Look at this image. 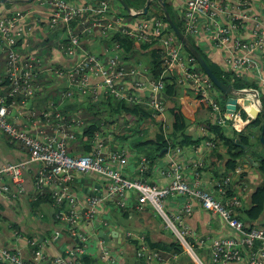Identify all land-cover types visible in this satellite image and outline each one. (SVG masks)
<instances>
[{"label": "built area", "instance_id": "2783aa9c", "mask_svg": "<svg viewBox=\"0 0 264 264\" xmlns=\"http://www.w3.org/2000/svg\"><path fill=\"white\" fill-rule=\"evenodd\" d=\"M164 1L178 12L189 36L203 47L208 45L212 53L222 54L225 75L247 81L248 75L264 66V0L258 4L255 0ZM34 2L37 8L45 7L42 15L35 9L21 11L15 2L0 14L4 72L0 74V132L28 154L27 159L0 166V197L23 196L25 173L35 164L36 198L50 195L53 206L58 209L54 219L63 227L56 228L52 237L28 236L29 252L17 245H6L0 233V263L86 264L84 255L91 258L93 250L97 262L124 264L115 255L114 247L99 236L110 224L102 218L103 213L117 208L152 210L184 249L181 253L162 252L150 247L146 237L141 236L137 238L136 254L143 264H264V228L255 223L257 220L243 219L245 202L239 194L249 188L251 162L248 158H243V163L231 173L208 177L198 170L205 154L199 155V161L192 158L193 152L202 153L200 147L189 151L176 148L162 159L163 167L158 170L162 178L170 181L167 185L160 186L146 178L150 163L146 156L141 158L136 178H129L125 174V168L131 164L128 153L117 143L113 148L108 145L111 134L128 122V116L124 115L104 119L102 124L111 121L112 128L109 130L103 125L105 131L94 135L89 151L82 154L69 151L85 126L83 111H73L69 105L81 98L88 99L90 93L94 94V103L126 102L162 116L167 111L168 82L190 90L199 107L206 105L210 109L211 125L240 133L255 119L253 111L259 114L263 111L261 89L235 90L232 96L238 99L237 109L231 110L233 105L228 103L223 106L219 102L221 93L210 77L198 70L196 58L185 53L162 6L151 19L144 14V9L131 10L130 15L136 19L130 21L120 15L118 7L110 5V0ZM74 17L78 19L76 24ZM42 27L65 28L58 34L60 37L66 34L67 42L49 51L41 44L30 42L37 38L36 33ZM116 34L140 46L162 47L164 53L158 54L162 61L161 74L156 76L154 69L136 64L119 42L103 44ZM84 39L91 40L92 44L98 41L99 50L94 51L92 47L86 50ZM51 95L53 98L42 112L32 107ZM186 106L185 114L192 109L189 102ZM65 109L68 114L62 113ZM202 133L208 132L205 129ZM214 147L213 141H207L204 151L211 152ZM80 175L97 176L102 180L101 187L94 186L91 194H85L82 187L77 184L78 189L75 185ZM7 177L11 185L4 182ZM176 197H184L186 201L169 212L168 204ZM197 204L214 215L230 235L224 238H217L212 232L198 235L187 221ZM88 227L90 230L86 231ZM11 230L15 238H25L21 229ZM64 235L69 243L62 248V253L49 254L47 246ZM128 237L134 239L131 233Z\"/></svg>", "mask_w": 264, "mask_h": 264}, {"label": "crops", "instance_id": "0c3cea01", "mask_svg": "<svg viewBox=\"0 0 264 264\" xmlns=\"http://www.w3.org/2000/svg\"><path fill=\"white\" fill-rule=\"evenodd\" d=\"M150 0H146V5ZM187 1V0H183ZM25 2H20L16 3L17 8L20 9L21 11L28 10V9H35L36 12L39 15H42V13L45 11V7L42 8H37L36 4L34 5H27L24 4ZM156 4L155 7H152L149 9V11L146 13L147 18L151 19L154 18L158 15L159 8L161 6L160 0H156L153 2V4ZM125 5V3H124ZM6 6H0V14L5 13ZM175 11V10H174ZM176 12V11H175ZM43 15L42 17H44ZM37 38H32L30 42H34L37 44H40L41 40L49 36V31L46 29L43 31L42 29L40 32H37ZM84 47L86 50H90L91 47L94 51L99 50L96 46L97 44H92L91 40L89 39H84ZM204 40V38H203ZM134 42V41H133ZM209 43V42H208ZM104 44V42H103ZM105 45V44H104ZM136 50H135V56L129 55L132 59H134L136 62H143L145 64H150L153 62L155 54H160L162 55L164 53V49L162 47H154L150 46L149 47H144L142 49L140 45L135 44ZM208 47V54L209 57L215 62L216 65L218 66H223V58L221 53H212L209 46ZM63 62V60H61ZM255 63H258V61H254ZM2 71V56L0 55V72ZM247 81L249 80H254V79H259L262 82H264V66L258 67V69L253 72V75H248ZM241 81V80H238ZM237 81V82H238ZM176 104L179 105L180 109L183 112L184 107L187 105V102L192 104V109H188L186 111L185 118L188 119L189 121V127L188 131L189 133L192 134L195 138H201V139H206L207 135L199 132L197 127L198 126H204L206 121L209 118V112L205 110L203 107H199L196 104V100L193 97L192 94L186 92L185 95L180 92L177 96H175ZM87 100H79V104H87ZM37 105L33 106V108L37 112H42L43 106L42 103L37 101ZM75 103V102H73ZM169 103V102H168ZM72 104V103H71ZM70 106V105H69ZM73 108V107H72ZM187 108V106H186ZM111 109H103L101 113H99L97 119H101L100 125H106L107 128L110 130L112 128L111 121L102 124L104 122V119L110 116ZM86 114V111H85ZM83 115V114H82ZM173 115V114H172ZM130 119V117H128ZM87 122L90 120V117L88 118L86 116ZM108 121V119H106ZM134 121V120H133ZM133 125H135V128H138L139 130H146L147 133L145 135V140H152L156 137L155 136H149V129L151 128L150 122L147 120L144 122H137L134 121ZM103 128V127H102ZM100 130V129H98ZM121 130V129H120ZM135 130V129H134ZM193 132H196L194 134ZM124 132L118 131L114 133V135L111 134V139L113 140L114 137H119L122 139L124 137ZM230 135L233 136V133H229ZM131 137L136 138L139 137L138 134L134 133ZM139 139V138H138ZM132 140V139H131ZM205 141H201L200 144L197 146L200 147L202 153H194L192 156H199V155H204L205 162L211 160V155L212 153L210 151H204L205 149ZM90 144V138L89 136H85L83 140H79L75 144L71 146V149L73 153L77 154H82L80 153L81 150L86 151V146ZM111 147L113 148V142ZM147 149H144L145 154L142 155H137L136 152H138V148L135 146V142L132 141V143L129 144V148L132 152V158L130 159L131 164L129 167L125 168V174L129 178H136L138 175L137 173V168L141 164V158L145 157L147 153H150L152 150V145H147ZM90 148V147H88ZM142 147L141 149H143ZM223 150L226 151V148L222 146ZM89 150V149H88ZM250 156H247L249 158H252V154L250 153ZM210 157V158H209ZM28 154L23 148H19L16 144L12 143L11 140L8 138L6 139L3 136H0V165L8 162H18L19 160L27 159ZM158 158V157H157ZM155 159V162H152V159L149 158L150 163L148 164L149 166V172L146 176V178L151 181L152 183L159 184L160 186H165L167 185L170 181L165 180L158 174L159 168L163 167V162L162 159ZM194 159H197L196 157H193ZM254 161V160H253ZM243 163V161H242ZM255 163V162H254ZM147 164V163H146ZM256 166L252 164V169H250L248 173V179H250L249 182V188L248 190L244 191L243 193H239L242 195V199L245 202V207L244 211L250 209L252 207V196L253 193L257 190V188L262 184L264 181V177L262 174L256 171ZM35 171H36V165L32 164L30 169L27 171L25 175V193L22 197L15 199L12 198L11 195L8 196H2L0 197V233L2 237L4 238V243L6 245H11V246H20L24 249L25 252H29L28 248V243L27 239L28 236H39V238H45L47 232L49 229L53 228L51 227L53 224L55 225L57 221L54 219L53 214H54V206L53 204L50 206H42L37 209H34L32 207V203L36 200L37 192L36 188L34 185V177H35ZM252 171V173H251ZM256 173V174H255ZM5 183H9L10 179L7 177L4 180ZM102 185V180L98 178L97 176L93 177L91 179L90 183H87V185L82 187V190L87 189L89 190L90 193H92V188L94 186L101 187ZM89 192L87 194H89ZM86 194V193H85ZM238 194V193H237ZM186 201V198L184 197H176L175 199L170 200L168 206L171 208V211H175L179 206L182 205L183 202ZM197 209L196 211L190 215L187 219L188 223L190 226L196 231L198 235H202L208 232H212L215 236H219L220 232L222 231V226L220 224V221H217V218L208 213L203 211L199 205H196ZM111 209V208H109ZM105 211L103 213L102 218H106L110 224L109 227L105 228V233L109 236L107 239H105L111 246L114 247L115 245H120L122 246L121 251L119 252L120 255H118L120 258H123V263L124 264H143L144 261L139 259L137 257V249H138V240L137 238L141 236H145L147 240V244L156 249H162V250H168L171 249L173 244L175 243V237L169 232L168 230L164 229V224L163 221L158 219V216L150 209H145L142 212H139L135 209L131 210H119V209H113L111 211ZM114 210L119 211L120 218L119 221L111 219V215L108 216V214H112ZM243 211V213H244ZM46 216H50L51 223L49 224H43L40 225L39 228L35 225L38 220L45 219ZM244 218V215H243ZM245 219V218H244ZM258 226H261L264 228V215L258 219L255 222ZM13 225H18L20 226L22 232L24 233L25 238L24 239H17L14 236V232L11 230L13 228ZM38 228V229H37ZM58 228V227H57ZM86 231L90 230L88 227L85 228ZM35 232V233H34ZM128 233H131L132 236H134V239L131 240L128 237ZM45 235V236H44ZM66 243H69V240L67 237L64 235L59 241L54 242V244H49L47 246V251L49 254L55 256L60 253H62V248L65 246ZM184 257V260L187 259L186 256ZM95 261V263H94ZM91 261L90 263L92 264H103L101 261L97 262L96 257Z\"/></svg>", "mask_w": 264, "mask_h": 264}, {"label": "trees", "instance_id": "16d2710c", "mask_svg": "<svg viewBox=\"0 0 264 264\" xmlns=\"http://www.w3.org/2000/svg\"><path fill=\"white\" fill-rule=\"evenodd\" d=\"M12 1H18V0H12ZM141 0H110V5L118 8H123L122 7V2L125 3L128 7L132 9L139 10L144 7V4L146 3V0H144L143 6H139ZM12 3L8 2L7 7L10 8ZM30 5V4H28ZM167 5V12L169 13L171 19L175 23V25L181 30L184 31L182 22L179 19V14L178 12H175L172 10V7L168 2H166ZM94 7H97L94 4ZM138 8V9H137ZM124 9V8H123ZM127 12V11H126ZM123 10V15L126 16V13ZM188 39L190 40L192 46L194 49H196L201 56L207 61L209 67L211 68L212 72L216 75V77L219 80H222L225 83H230L232 78L230 75H225L226 74L220 66L216 65L215 63L211 62V59L208 54V47L204 48L201 47V45L194 40L191 36L188 35ZM108 43H104L106 45H111V43L114 42H119L125 47V54L127 56L133 55L135 56V50L136 46L134 45V42L127 38L124 37L120 34H116L115 36L110 37L107 39ZM144 47H149V45L144 44ZM141 47L144 49V47ZM185 53L190 54V51L186 50L184 48ZM162 61L161 58H159V55L156 53L153 59V62H151V69H154V74L158 76L162 72ZM153 66V68H152ZM198 66V70L202 71V67ZM0 74H4L3 71L0 72ZM225 77V78H224ZM1 78V75H0ZM243 81V79H241ZM238 81V80H237ZM237 81L234 82V87L235 88H244V86H241L240 83ZM246 82V81H245ZM248 83V82H247ZM252 83V82H250ZM243 84V82L241 83ZM5 85V84H4ZM250 88H256L259 89V87L255 86H247ZM178 88L176 85H171L170 83H166V93H167V99L169 102V109L171 113L174 115V124H173V129L172 133L170 134V139L169 141H166L164 138V134L160 133L157 134L156 137L152 140H145V135L147 133L146 130H139L138 128H135L133 126L132 128H126L123 127L120 131L124 132L127 136V133L129 135H134V133L139 135V139L136 138L135 146L138 148V150L142 153H145L142 147H146L147 145H152V151L150 153L146 154V157L149 159H152V162H155L156 158H162L165 155V152H162L163 150H167L171 147L181 145V147H191L192 144H200L203 139L201 138H194L191 136V134L188 131L189 127V121L184 117V112L180 113L179 112V105L176 104L175 96L177 94ZM58 95V94H56ZM75 100H78L77 94H75ZM94 94L90 93L88 96V99H80V100H87V104L85 106V111H86V116L89 118V124L86 126V136H89L90 138L95 134V132L100 128V121L101 119H97L99 113L101 111L107 108H111L110 116H114L115 114H121V113H128L130 116V119L132 120H137V122L141 123L146 121L147 119H151L152 121H155V118L152 116V114L148 111H144L141 107L138 106H130L126 103H121V102H115L113 100H110V104L105 108V103H94L93 101ZM70 108L73 107L74 110H80L81 105L79 102L75 101V104H70ZM255 125V126H261L262 125V120L261 117L252 120L251 123L248 125ZM247 127V128H248ZM246 128V129H247ZM135 129V130H134ZM208 129L213 133L214 135V140L216 142V148L214 149L212 155H211V162L210 166L208 168L209 171H212L213 173L217 174L221 172L222 170H225L226 173L233 172L234 169H236L239 164H240V159H242L245 156H251V154L255 155L253 158L254 162H258V165L256 168L260 171L262 176L264 177V151H259V148L254 147L252 145V135L247 134L245 130L242 133H234L233 136H229L226 134L225 130H222L221 128H218L216 126H211L208 124ZM261 139V134L258 137V142L260 146H262V143L260 141ZM171 142V145H170ZM222 146L226 148V151L223 150ZM86 150H90V144L86 146ZM88 150V151H89ZM78 180L76 181L75 185L77 186ZM80 185V184H79ZM87 184L80 185V187H83ZM78 188V186H77ZM79 189V188H78ZM54 204L53 200L51 199L50 195H38L36 200L31 204L32 207L35 209L42 207V206H50ZM58 209L54 207V213H57ZM55 215V214H54ZM244 215V220L247 221H254L260 219L264 215V181L262 184L257 188L255 193H253L252 196V207L243 213ZM13 228H20L18 225H13ZM174 247L168 250H162V252H170L172 250H175L179 253L183 252L184 249L181 246L180 243H178L175 240V243L173 244ZM84 261L86 264H92L90 263L91 258H84ZM2 264V263H0Z\"/></svg>", "mask_w": 264, "mask_h": 264}, {"label": "clouds", "instance_id": "9594fccd", "mask_svg": "<svg viewBox=\"0 0 264 264\" xmlns=\"http://www.w3.org/2000/svg\"><path fill=\"white\" fill-rule=\"evenodd\" d=\"M154 1H156V0H150V5H149V9L152 7V5H153V2ZM8 2H10V3H12L13 4V2H15V3H20V2H25L24 4H30V5H34L35 4V2H34V0L32 1V2H30V0L29 1H26V0H18V1H12V0H8L7 1V3ZM160 3H161V6L164 8V10H165V12H166V16H165V18H166V20H167V22H168V19H170V20H172L171 19V17H170V15H169V13L167 12V5H164V3L166 4V2L164 1V0H160ZM5 4V3H4ZM126 5V4H125ZM125 5H124V3L122 2V7L124 8H119V11H120V15L122 16V17H124V18H127L126 16H124L123 15V10L127 13V15H129V16H131L130 15V12H131V10H136V9H132V8H130L129 7V9H126L125 8ZM146 6V4H144V7ZM7 7V6H6ZM144 7L143 8H141V9H144ZM171 7H172V5H171ZM11 8V7H10ZM173 8V7H172ZM6 9H9L8 7L6 8ZM6 9H5V12H6ZM32 9V8H31ZM149 9H148V11H149ZM174 9V8H173ZM36 11V10H35ZM1 14H3V13H1ZM145 14V13H144ZM167 14H168V16H167ZM145 15H147V14H145ZM132 17V16H131ZM128 19V18H127ZM173 21V20H172ZM169 23V22H168ZM183 26V25H182ZM170 27L172 28V26L170 25ZM43 31H45L46 30V28H41ZM65 28H63V29H56V30H51L50 28H47V30L49 31V36H47L46 38H44V39H42L41 40V42H40V44H41V46L44 48V49H46L47 51H49V50H55V49H58V47H59V43L61 44V43H66L67 42V35L66 34H63L61 37L59 36V34H58V31L59 30H64ZM183 29H184V27H183ZM172 30L175 32V30L172 28ZM181 31V30H180ZM183 32V34L185 35V37H186V39H188V34L185 32V29H184V31H182ZM176 33V32H175ZM177 34V33H176ZM65 36H66V38H65ZM123 36V35H122ZM178 36V35H177ZM125 37V36H124ZM193 38V37H192ZM59 40V42H55V40ZM194 39V38H193ZM189 40V39H188ZM195 40V39H194ZM181 41V40H180ZM190 41V40H189ZM182 42V41H181ZM191 43V42H190ZM206 43V42H205ZM183 44V43H182ZM183 46H184V44H183ZM191 46H192V44H191ZM193 47V46H192ZM201 47H203V46H201ZM184 48L186 49V50H188L185 46H184ZM194 48V47H193ZM204 48H206V46L204 47ZM188 51H190V50H188ZM190 53H191V51H190ZM192 54V53H191ZM159 58H160V56H159ZM136 64H138V63H142V64H144L145 66H147L148 68H150V66H151V63L150 64H145V63H143V62H139V61H137V62H135ZM197 63L199 64V62L197 61ZM152 68H153V66H152ZM220 68L222 69V67L220 66ZM151 69V68H150ZM203 70V69H202ZM203 72H205L204 70H203ZM206 73V72H205ZM207 74V73H206ZM224 76H225V74H224ZM211 79V78H210ZM212 80V79H211ZM237 80H241V79H233L232 78V80H231V82L230 83H225V84H227V85H232L233 86V88H234V90H238V89H241V88H235L234 87V82L235 81H237ZM243 81H245L244 79H243ZM215 84V83H214ZM216 85V84H215ZM216 87H217V89L219 90V92L221 93V95H220V98H219V102L223 105V106H225V104L227 103V101H226V103H224V101H222L223 100V98H224V96H226L219 88H218V86L216 85ZM245 88V87H244ZM188 92V93H190V94H192L193 95V93L190 91V90H186V89H184V88H178V91H177V94H176V96L180 93V92H182V94L183 95H185V93L186 92ZM193 97H194V95H193ZM229 97H233V96H226V99L228 100L229 99ZM51 98H53L52 97V95L50 96V97H47V98H45L44 100H42L41 101V103H42V106L44 107L45 105H46V103L47 102H49V100L51 99ZM115 102H117V101H114V103ZM121 103H126V102H121ZM166 104H167V111H166V113L164 114V115H162V116H157L154 112H152V111H150V110H145V109H143L144 111H148V112H150L151 114H152V116L155 118V121H153V122H158L159 124H160V127H161V129H163L164 131H165V124L168 122L167 121V113L168 112H170L171 113V111H170V109H169V103H168V99H167V101H166ZM190 104V103H189ZM35 105H37V103H35L33 106H35ZM109 105V104H108ZM108 105H105V108L108 106ZM32 106V107H33ZM85 106H86V104H83V105H81V107H80V110H82L83 111V119L85 120V126L82 128V130H81V132L78 134V138H77V140L75 141V142H73L72 144H71V146L73 145V144H75L76 142H78L80 139L81 140H83V138L86 136L85 135V133H86V126L89 124V121L87 122V120H86V114H85ZM191 106H192V104H191ZM193 107V106H192ZM201 107H203L205 110H207L208 112H209V115H210V109L206 106V105H202ZM107 109H111V108H107ZM263 111H264V107H263ZM262 111V112H263ZM179 112L180 113H183L181 110H179ZM184 114H185V112H184ZM262 114L263 113H261V114H259L260 116L258 117V118H260L261 116H262ZM116 116L117 115H124V116H128V117H130L129 116V114L128 113H121V114H115ZM114 115V116H115ZM186 115V114H185ZM174 116V115H173ZM110 117H113V116H109V118ZM185 117V116H184ZM255 117V116H254ZM258 118H255L254 120H256V119H258ZM135 121V120H134ZM134 121L132 120V119H128V122H126V123H124V125L122 126V127H120V129H122L123 127H126L127 129L128 128H132L133 126H135V125H133V123H134ZM147 121L148 122H152V120L151 119H147ZM173 124H174V122H173ZM173 124H172V129H173ZM208 124L209 125H211L210 124V118H208V120L206 121V123L204 124V126H198L197 127V129H198V131L199 132H203L205 129L207 130V138L206 139H203V141H213L214 143H215V147L211 150V153H213V151H214V149L216 148V142H215V140H214V135H213V133L208 129ZM129 125H131L130 127H129ZM152 126H154L153 124H152ZM211 126H213V125H211ZM103 125H100V130H97L96 132H95V134L96 133H98V132H103V131H105V127H103ZM216 127H218V126H216ZM248 127V126H247ZM246 127V128H247ZM218 128H221V127H218ZM246 128H245V130H246ZM222 130H224L223 128H221ZM120 131V130H119ZM244 131V130H243ZM116 132H118V131H115L114 133H116ZM225 132H226V134L227 135H229V136H231L229 133H238V132H235V131H226L225 130ZM114 133L112 134V135H114ZM161 133H163V132H161ZM172 133V132H171ZM171 133H169V132H167V131H165V133H163L164 134V138H165V140L166 141H169V137H170V134ZM240 133H242V132H240ZM94 134V135H95ZM94 135L90 138V144H91V142H92V139H93V137H94ZM105 135H109L108 133H106ZM132 135H129V133H127V136L126 135H124V137L122 138V139H120L119 137H114L113 138V140L111 141V142H108V145H112V142H113V147L115 146V144L117 143V144H119V145H121V148L122 149H124L127 153H128V157H129V161H130V159L132 158V152H135V151H131V149L129 148V144L130 143H132V141L133 142H136L135 141V138H133V137H131ZM191 136H193L192 134H191ZM261 136H262V134H261ZM194 137V136H193ZM195 138V137H194ZM132 139V140H131ZM253 139H256V135H254V138H253V136H252V140ZM260 141H261V139H260ZM170 145H171V142H170ZM198 144H192L191 145V147H181V145H177V146H174V147H171V148H169V149H165V150H163L162 152H165V155L162 157V158H159V159H163L168 153H170L171 151H173L174 149H176V148H181V149H184V150H186V151H189L190 149H193L194 147H196ZM71 146H70V149H69V151L71 152V154H74L73 153V151H72V149H71ZM136 154L137 155H144L145 153H141L140 151H138V152H136ZM193 157H196L197 159H194ZM251 157V156H250ZM192 158H193V160L194 161H199L200 160V156H192ZM210 158V157H209ZM243 158H248L249 160H250V162H251V167H252V164H254L255 165V163H258V162H255L254 163V161L252 160V158H249V157H247V156H245V157H243ZM243 158L242 159H240V164H242V161H243ZM207 158H205L204 160H202L203 162H202V164L199 166V168H198V170L200 171V173L201 174H203V175H205V176H214V175H219V174H221V173H226L225 172V170H222L221 172H219V173H217V174H215V173H213L212 171H209L208 170V168H209V166H210V162H211V160H209V161H207V162H205V160H206ZM19 161H21V160H19ZM18 161V162H19ZM8 163H17V162H8ZM4 164H6V163H4ZM3 165V164H2ZM1 166V165H0ZM256 166V165H255ZM195 166H193L192 168H194ZM250 166H249V168L250 169H252ZM27 173V172H26ZM26 173H25V175H26ZM231 173V172H230ZM245 176H246V174H244ZM79 178V177H78ZM8 184H10L11 185V180H10V182L8 183ZM13 188V187H12ZM20 197H22V196H20ZM19 197V198H20ZM54 215V214H53ZM54 217V216H53Z\"/></svg>", "mask_w": 264, "mask_h": 264}, {"label": "rangeland", "instance_id": "374dc122", "mask_svg": "<svg viewBox=\"0 0 264 264\" xmlns=\"http://www.w3.org/2000/svg\"><path fill=\"white\" fill-rule=\"evenodd\" d=\"M143 3H144V0H141L140 1V3H139V6H143ZM254 3H260V0H255V2ZM7 2L5 3V4H0V6L2 5V6H7ZM156 6V4L154 3L153 4V7H155ZM138 9V8H137ZM172 10H174L173 8H172ZM126 17L128 18V20H130V21H134L136 18L135 17H131V16H129V15H126ZM141 19L143 18V17H140ZM77 18L76 17H74V20H73V23L74 24H76L77 23ZM97 42L98 41H96L95 42V44H97ZM211 59V58H210ZM211 62L212 63H215V62H213V60L211 59ZM199 66H201L200 64H199ZM222 67V70H223V66H221ZM224 71V70H223ZM224 76V75H223ZM225 78V77H224ZM243 82V84H241ZM248 82V83H247ZM250 82H252V83H250ZM238 83H240V85L241 86H244V87H247V86H255V87H259L260 89H261V100H262V103H263V107H264V82H262L261 80H259V79H254V80H249V81H238ZM248 88V87H247ZM222 101H224V103H226V101H227V99H226V96H224V98H223V100ZM58 103V105L61 103L60 101H58L57 102ZM108 104H110V101L109 102H106L105 103V105H108ZM62 113H66V114H68V110L67 109H65V110H63L62 111ZM243 117L244 118H246V115H245V113H243ZM261 120H262V125L261 126H255V125H251V126H249L246 130H245V132L247 133V134H250V135H252L253 137H254V135H256V139H253L251 142H252V145H253V148L254 147H257V148H259V151H264V146L262 145V146H260V144H259V142H258V137H259V135L260 134H262V129H263V127H264V117H263V115L261 116ZM167 123L165 124V131H167V132H169V133H171L172 132V124H173V122H174V116L172 115V113H170V112H168L167 113ZM150 124H151V128L149 129V131L148 132H150L149 133V136H155L156 134H160L161 132H163V133H165V131L163 130V129H161V127H160V124L158 123V122H150ZM152 124L154 125V126H152ZM190 132V131H189ZM191 133V132H190ZM194 134H196V132H193ZM0 136H3V137H5L6 139H8L9 137L6 135V134H4V133H1L0 132ZM10 139V138H9ZM153 148V147H152ZM144 149H147V147H144L143 148V150ZM84 151L85 150H81L80 151V153H84ZM142 153V152H141ZM252 157L254 158L255 157V155H253L252 154ZM256 169V171L257 172H259L260 173V171L257 169V168H255ZM251 173H252V171H251ZM256 174V173H255ZM261 174V173H260ZM93 177H95L94 175H87V176H85V175H80L79 176V178H78V185L80 184V185H83V184H87V183H90L91 182V179H93ZM249 182H250V179L248 180ZM79 185V186H80ZM36 209V208H35ZM113 209H117V208H113ZM166 210H168L169 212H171V210H170V207L168 206L167 207V209ZM111 215V219H113L114 221L115 220H117V221H119V219H121L120 218V215H119V211L118 210H114L113 211V213L112 214H108V216H110ZM158 219L159 220H161V221H163L159 216H158ZM217 221H218V219H217ZM219 222V221H218ZM49 223H51V220H50V216H46L45 217V219H42L41 221L40 220H38V222H36L35 223V225L39 228V226L40 225H43V224H49ZM163 224H164V222H163ZM221 226H222V231L220 232V234H219V236L217 237V238H224V237H228L229 235H230V231L224 226V225H222L221 224ZM51 227H53L52 229L50 228L49 229V231L47 232V236H49V237H52L53 235H54V231H55V229L58 227V228H61V227H63V224H61V223H59V222H57L55 225L53 224ZM37 228V229H38ZM169 232H171V231H169ZM35 233V232H34ZM87 234H88V232H86ZM90 234V233H89ZM171 234L175 237V235L171 232ZM37 234H35L34 236H36ZM45 236V235H44ZM91 244H93L94 246L96 245V243L93 241H91L90 242ZM121 248H122V246H120V245H115V255H120V251H121ZM91 253H92V257L94 258V257H96V254H95V252L92 250L91 251ZM121 259L123 260V258L121 257ZM186 260H188V259H186Z\"/></svg>", "mask_w": 264, "mask_h": 264}, {"label": "water", "instance_id": "95a60500", "mask_svg": "<svg viewBox=\"0 0 264 264\" xmlns=\"http://www.w3.org/2000/svg\"><path fill=\"white\" fill-rule=\"evenodd\" d=\"M8 0H0V4H4L6 3ZM33 0H30V2H32ZM149 5H150V1H148L147 5L144 7V13L146 14L148 12L149 9ZM164 5H166L164 3ZM126 9H129V7L127 5H125ZM168 16V14H167ZM169 24L172 26V28L175 30V32L178 35V38L182 41V43L184 44V46L191 51L192 55L196 58V60L199 62V64L201 65L202 69L207 73V75L212 79V81L218 86V88L226 95V96H232L235 92L234 88L232 85H227L225 84L222 80H219L216 75L212 72L211 68L209 67L207 61L201 56V54L194 49L191 46V43L188 39H186L185 35L183 34L182 31H180V29L175 25V23L168 19ZM66 38V36H65ZM228 104H232L233 106L231 107V110L235 111V109H237V104H238V99L235 97H229V99L227 100ZM263 117H264V111L262 112ZM255 118H258L260 115L257 111H255L254 113ZM261 143L264 146V127L262 129V136H261ZM255 165L257 166L258 163H255ZM84 193H88L89 190L84 189L83 190ZM91 194V193H89ZM99 236L107 239L109 236L105 233L104 230H101L99 232ZM88 255H84V258H87Z\"/></svg>", "mask_w": 264, "mask_h": 264}, {"label": "bare ground", "instance_id": "6f19581e", "mask_svg": "<svg viewBox=\"0 0 264 264\" xmlns=\"http://www.w3.org/2000/svg\"><path fill=\"white\" fill-rule=\"evenodd\" d=\"M169 24V23H168ZM170 25V24H169ZM255 113V111H253V114Z\"/></svg>", "mask_w": 264, "mask_h": 264}]
</instances>
